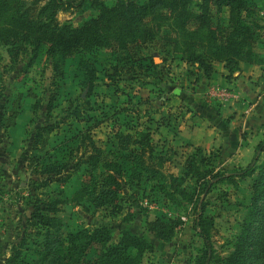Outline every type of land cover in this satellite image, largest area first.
I'll use <instances>...</instances> for the list:
<instances>
[{
	"label": "rangeland",
	"instance_id": "obj_1",
	"mask_svg": "<svg viewBox=\"0 0 264 264\" xmlns=\"http://www.w3.org/2000/svg\"><path fill=\"white\" fill-rule=\"evenodd\" d=\"M33 1L35 0H26V4H31ZM102 1L106 5H112L118 0ZM137 1L140 3L143 0ZM243 1L245 8L242 15H248L245 21L254 28L256 35L259 34L254 53L264 61V41L260 39L263 35L262 27H264V0ZM199 2L200 0H190L187 9L191 13H198ZM38 3L43 2L38 0ZM208 12L211 25L215 23L226 25L227 7L222 6L216 9L214 5H209ZM35 13L40 14L38 11ZM94 15L95 10L90 0H66L65 9L57 11L55 17L61 24L74 27ZM167 17L168 14L161 8L145 17L146 24L154 29L155 36L151 41L135 47V59L131 66L110 51L99 50L84 54L83 61L91 63L95 68V80L90 89L81 84L84 71L81 67L82 62L77 56L59 60L56 56L41 53L28 64L27 52L21 56L20 62L9 65L6 48L0 45V114L3 112L6 113L5 115L10 114L15 107V102L19 99L20 106L23 104L25 107L21 116L22 124H24L21 146L16 144L13 153L7 152L6 149L10 151L12 148V143H9L7 131L0 132V155L13 154L16 159L20 158L19 162L13 163L16 171L20 170V174L15 178L14 187L7 188L0 183L2 194L11 192L9 201L17 207L8 209L0 216V263L4 259L5 252L8 251L10 243L8 241L12 242L18 235V218L20 220L18 214L27 211L31 181L37 178L35 175L26 174L20 166V162H23L31 152L29 146L34 129L44 123H51L56 127L47 138L48 146L64 144L60 153L70 157L66 171L69 173V179L62 185L53 183L51 187L60 189L62 195L68 196L78 187L80 172L72 171L70 168L76 159L75 152L70 154L67 152L75 147L73 135L82 129L86 117L90 119L89 124L98 121V126L91 130V140L99 146H103L101 142L105 141L108 135L112 138V134L107 133L109 129L119 128L130 134H133L134 130L148 129L149 142L162 153L163 158L169 156L167 160L164 158L160 165L165 177L155 180L142 178L137 186L134 185L128 178L129 155L128 152H124L117 160L123 171L120 179L123 194L122 210L109 214L102 207L94 208L83 203L63 205L56 213V216L65 224L62 230L59 228L60 231H75L84 227L104 225L110 231L111 240L115 241L120 230L123 229L143 236L151 244L150 250L141 254L142 264L148 262L194 264L195 256L202 247V241L192 225L194 216L192 202L179 205L166 197L159 196L160 192L168 191L167 186L173 179L172 183L194 189L198 194L197 203L201 202L202 215L210 222V239L214 251L223 254L230 249L240 228L254 174L241 180L236 179L231 183L213 182L206 194L202 196L200 186L195 185L194 178L184 172L182 160L192 151V147L188 141L186 143L185 140L177 139L176 123L183 122L179 126L180 133L183 130H190L196 122L186 116L187 119H184L185 114L182 115L181 112L185 109L192 112L193 109L188 102L179 104L177 96L180 93L189 94L194 88L192 83L198 82V76L201 74L195 65L184 61L186 53L183 52L187 48L189 33L195 29L196 22L193 19L190 20V23L186 25L187 30L178 34L172 26L171 19ZM204 33L205 30L200 28L196 30L198 36L195 35L194 38L203 39ZM247 82L253 88V94H256L252 97L259 96L258 107L256 110L252 108V111L262 115L264 113V82L256 83L253 79H247ZM245 91L247 92L246 89ZM238 93L240 92L236 93L238 101L233 102H239V99L243 97ZM203 95L209 97L215 105L216 102L220 105L221 102L212 91L206 90ZM51 97L52 100L48 102ZM247 103L250 104V102ZM47 104L50 106L48 114ZM72 108L77 112L78 118L74 119L70 116ZM179 116L182 117L178 118ZM250 116H253V113ZM80 118L84 119L78 121ZM251 127L242 134V141L238 148L235 145L231 150L229 148L224 150L225 148L221 149V146L216 148L213 144L204 147L203 169L211 173L229 171L233 167H242L249 162L255 152V144L264 139V118L261 126L255 129ZM121 142L126 146V139ZM8 143L10 145H7ZM263 156L264 148L257 151L258 161ZM0 181H2L1 178ZM153 183L156 191L150 190ZM4 201L6 203L4 206H7L8 197ZM155 217L175 224L173 234L168 240L158 239L145 230V222ZM56 234L57 232L51 235L54 237ZM32 256L29 257L30 264H48L46 260L41 261L38 254Z\"/></svg>",
	"mask_w": 264,
	"mask_h": 264
},
{
	"label": "trees",
	"instance_id": "obj_2",
	"mask_svg": "<svg viewBox=\"0 0 264 264\" xmlns=\"http://www.w3.org/2000/svg\"><path fill=\"white\" fill-rule=\"evenodd\" d=\"M41 1L42 4L38 0L26 4V0H0V45L6 48L9 65L20 62L21 56L27 52L28 64L41 53L56 56L59 60L77 56L84 71L81 84L90 89L95 80V68L83 61V55L92 51H110L120 56L125 64H132L135 47L155 36L145 17L161 8L168 14L167 18L171 19L178 34L187 30L190 20L196 22L183 51L186 53L184 61L195 65L204 76L211 73L214 62H222L228 73L237 70L239 62L260 65L264 69V61L254 53L259 34L256 35L254 28L245 21L248 15H242L245 8L243 0H200L198 13L187 9L190 0H143L140 3L137 0H118L112 5H106L102 0H90L95 15L74 27L61 24L55 17L57 11L65 9L66 0ZM209 5L216 9L227 7L226 25L210 24ZM200 28L205 30L203 39H195L196 30ZM262 32L264 38V27ZM51 100L52 97L48 102ZM19 107L20 99L10 114H0V126L13 124ZM31 108L33 110V104ZM49 109L47 104V114ZM73 110L70 116L78 118ZM89 120L86 117L82 129L75 132L72 138L75 139V147L67 152H75L76 159L70 168L80 172L79 185L69 196L51 187L53 183L62 185L69 179L66 171L70 157L60 153L64 144L48 146L47 138L56 127L44 123L34 129L30 140L31 153L25 164L30 175H37L31 181V192H28L29 212L22 215L18 235L10 243L8 255L0 264H30L29 257L36 254L48 264H142L141 254L150 250L151 244L141 235L121 229L118 238L112 241L110 231L104 225L75 231L59 230L65 224L56 213L66 204L102 207L109 214L122 210L120 179L123 171L117 160L124 152L129 155L127 172L134 185L137 186L142 178L155 180L165 177L160 167L165 157L149 142L148 129L134 130L133 134L119 128L109 129L107 133H111L112 138L108 135L101 142L103 146H99L91 140V130L98 126V121L89 124ZM124 139L126 146L121 142ZM263 148L264 139L255 145L249 162L229 171L211 173L203 169L205 155L199 146H193L182 160L184 172L194 178L202 196L213 182L231 183L254 174L240 228L230 249L223 254L216 253L212 247L210 222L202 215V205L197 203L198 194L194 189L172 183V179L167 186L169 193H159L175 204H193L192 225L202 241L194 264H264V156L259 161L257 157V151ZM151 186L150 190L156 189L154 183ZM174 225L172 221L155 217L145 222V230L166 241L173 234ZM55 232L57 234L52 237Z\"/></svg>",
	"mask_w": 264,
	"mask_h": 264
},
{
	"label": "crops",
	"instance_id": "obj_3",
	"mask_svg": "<svg viewBox=\"0 0 264 264\" xmlns=\"http://www.w3.org/2000/svg\"><path fill=\"white\" fill-rule=\"evenodd\" d=\"M260 39L264 41V38L261 37ZM247 79H253V81H256V83L264 82V69L260 65L239 62L238 69L231 73H228L222 62H214L212 64V71L207 77L201 73L198 76V82L196 81L194 82V84L192 83V86L194 88L191 89V92L189 94L180 93L177 96L179 104L183 105L188 102V105L193 109L192 112L189 109H185L181 112L182 115L185 114L183 115L184 119L191 118L193 122H196L190 130H183L180 133L179 126L183 122L176 123V128L178 130L176 132V134L178 135L177 139L179 138L185 140V142L188 141V144H190L191 147L199 146L201 148H204L208 145L213 144L216 148H218V146H221V149L225 148L224 150L228 148L229 150H231V148L235 147V145H237L238 148L242 141V134L245 133L246 130H248L251 126V128L253 129L257 128L259 125L261 126L262 120L264 118V113L260 115L257 112L252 111V108H255L256 110V108L258 107L259 96L255 98L252 97L256 94H253L254 90L247 84ZM224 88L230 89L233 96L229 101L226 100V102H221L220 105H218L219 103H216L215 105V102H212L209 97L203 95L204 91L206 90L208 92L212 91L214 93L216 90ZM245 89L247 90V92L245 91ZM235 90H238L240 92L238 93L239 95H243V97L239 99V102H233L238 98L236 95L238 91L235 92ZM255 93H258V91H255ZM246 94H250V96H246ZM247 102H250V104H248ZM24 108L25 107H23V104L19 107L15 115L13 124L9 126H0V132L3 130L7 131L6 133L9 136V143H12V148L10 149L11 152L6 149V151L9 153H13L12 151H14L15 149L14 145L17 144L21 146L20 140L22 138V133L24 132V124H22L21 116L25 111ZM251 113H253V116H250ZM5 114L6 113H4V115ZM181 117L182 116H179L178 118ZM9 143L7 145H10ZM26 158L23 162H20V166L22 167L23 171L28 174L25 167ZM16 161L19 162L20 158L16 159L13 154L0 155V178L2 180L0 181V183L6 185L7 188L14 187L15 178H17L18 174H20V170L16 171L15 164L13 165V163H15ZM35 176L37 177V175ZM9 194L12 193L10 192ZM9 194H2V192L0 191V216H2V214H4L6 211H8V209L12 207H15V209L17 208L15 204L10 203L9 200L11 198V195ZM7 197L9 202L8 205L10 206H4L6 205V203H4V200ZM28 212L29 206L26 212L18 214L20 216V220L18 218V229L23 222L22 215H26ZM7 224H9V222ZM9 242L11 243V241H8V243ZM8 252L9 247L8 251L5 252L4 257L8 255Z\"/></svg>",
	"mask_w": 264,
	"mask_h": 264
},
{
	"label": "built area",
	"instance_id": "obj_4",
	"mask_svg": "<svg viewBox=\"0 0 264 264\" xmlns=\"http://www.w3.org/2000/svg\"><path fill=\"white\" fill-rule=\"evenodd\" d=\"M213 94L217 98V100H219V102L226 101L233 96L231 91L226 88L216 90Z\"/></svg>",
	"mask_w": 264,
	"mask_h": 264
}]
</instances>
